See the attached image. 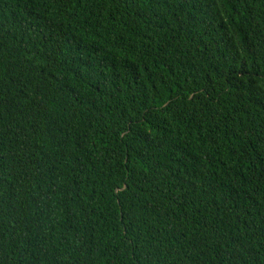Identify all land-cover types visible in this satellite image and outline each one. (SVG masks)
<instances>
[{"label": "trees", "instance_id": "1", "mask_svg": "<svg viewBox=\"0 0 264 264\" xmlns=\"http://www.w3.org/2000/svg\"><path fill=\"white\" fill-rule=\"evenodd\" d=\"M0 264H264V0H0Z\"/></svg>", "mask_w": 264, "mask_h": 264}]
</instances>
